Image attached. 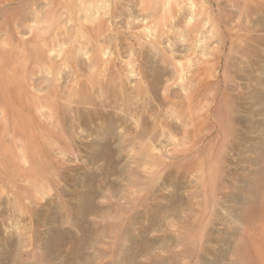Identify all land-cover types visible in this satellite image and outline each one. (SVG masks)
<instances>
[{"label":"rangeland","instance_id":"374dc122","mask_svg":"<svg viewBox=\"0 0 264 264\" xmlns=\"http://www.w3.org/2000/svg\"><path fill=\"white\" fill-rule=\"evenodd\" d=\"M51 9L66 63L0 65V264L264 259V0H0V49Z\"/></svg>","mask_w":264,"mask_h":264},{"label":"bare ground","instance_id":"6f19581e","mask_svg":"<svg viewBox=\"0 0 264 264\" xmlns=\"http://www.w3.org/2000/svg\"><path fill=\"white\" fill-rule=\"evenodd\" d=\"M51 10L52 11H50V12L47 11L46 13L43 11V12H41V14L38 15V21L40 23H42V24H45V25L43 27H36L35 29L31 28L30 29V30H32L31 31V36L29 38H27V39H24V41H22V45L26 47L25 49H27L26 52L25 51H23V52L22 51L21 52L18 51L16 53L12 54V53L9 52L8 49L7 50L6 49H0V65H2L3 63L4 64L6 63L8 65L11 64V63L13 64L15 62H16V65H18L19 63H22L23 68L25 70L24 76L26 75L27 79L29 77H30V79H32L33 76H35L36 73H37L36 67L44 66L45 69L50 73V70L52 68L55 69V67H57L58 65H62L63 63L64 64L66 63V61L68 59L67 56H61V58H60L61 60H59V61L53 60V57L51 56L52 43H53V41L56 38H59L60 37L59 35L61 34V32L59 33V31H58V29L56 28L55 25H54V27H52V24H54L55 21L54 20H52V21L49 20V18L52 15L55 14L54 10L53 9H51ZM70 15H72V17H74L73 13H71ZM85 31L88 34L93 33L94 37L96 38L98 35L101 34V32L103 30H101V28L99 26L98 27L95 26V27L91 28L90 30H86L84 26H81V28L78 30V32L81 34V36L84 35ZM4 32L5 33H10L11 31L9 30V28H6L4 30ZM29 44H33L34 45V49H29V47H28ZM28 61H29V63H28ZM9 62H11V63H9ZM2 71L4 73V70H2ZM24 76H22V77H24ZM6 82H7V80H6ZM20 86L24 89L22 91H25L26 93H28V95H26L23 99H21V101L23 100L22 102H20V98L21 97H19L18 99L16 97H14V99L16 98L17 100L10 101V100L4 99L6 97L3 96L4 98L3 97L2 98L4 100H6V102H4V103L8 104L9 108L12 105H13L12 108H15L14 106H16L17 104L23 105V103H24L25 106H23V109L25 108L24 110H27L30 113L33 112L34 115H35V112L37 110H39L40 108H42V110H43V108H47L50 112L54 108L58 112L61 111V109H60L61 107H59L56 104H53L54 100L56 101V98L59 96L58 95V90L55 89L56 87L51 89V90H53L51 92L50 89H45V88L40 86V83H38V88L35 89L36 92H31V91L27 90L26 82H25V85H24L23 80L20 81ZM18 87H19V85H18ZM3 89H4V81L0 79V94H1V91H2V93L4 92ZM8 91H10V90L8 89ZM6 92H7V90H6ZM54 97H55V99H54ZM17 106H20V105H17ZM39 111L41 112V114H43V111H41V110H39ZM1 112H2V114L1 113L0 114L3 117V116H7L11 111L10 110L9 111L6 110V108L4 107L3 111H1ZM15 112H17V111H14V113ZM27 114H28V112H27ZM23 115H24V113H23ZM34 115H30L32 119H33ZM27 116H29V114ZM29 123H31L30 122V118H29ZM29 123H27V124H29ZM190 167H191V165H190ZM252 222H253V230H257V229H259L262 226L264 227V213L258 214V216H256V218H254L252 220ZM251 243H252V245H251L252 249L256 251L258 249V246L255 244L256 242L252 241ZM255 248H257V249H255ZM186 251H187V249H186ZM190 252H192V251H190ZM190 252L187 251V255H189ZM248 264H264V259L261 260V257L259 259V254L256 257H255V254H253L252 257H251V262L248 263Z\"/></svg>","mask_w":264,"mask_h":264}]
</instances>
